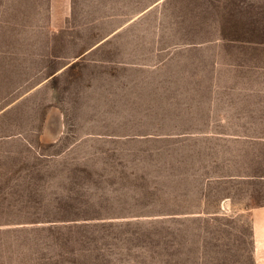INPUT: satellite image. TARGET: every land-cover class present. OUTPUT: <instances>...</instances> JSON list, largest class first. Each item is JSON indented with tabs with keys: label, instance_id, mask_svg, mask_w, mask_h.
Returning a JSON list of instances; mask_svg holds the SVG:
<instances>
[{
	"label": "rangeland",
	"instance_id": "rangeland-1",
	"mask_svg": "<svg viewBox=\"0 0 264 264\" xmlns=\"http://www.w3.org/2000/svg\"><path fill=\"white\" fill-rule=\"evenodd\" d=\"M51 3L0 0V264H253L264 181L210 179L251 169L205 131L210 81H264V0Z\"/></svg>",
	"mask_w": 264,
	"mask_h": 264
},
{
	"label": "crops",
	"instance_id": "crops-1",
	"mask_svg": "<svg viewBox=\"0 0 264 264\" xmlns=\"http://www.w3.org/2000/svg\"><path fill=\"white\" fill-rule=\"evenodd\" d=\"M61 3L50 4V21L55 27L57 22L62 25L63 19L70 12V0H60ZM59 7V8H58ZM211 105L222 101L221 122L225 125L220 130H209L206 133L222 138L223 143L243 146L236 160L225 164L219 163L220 171L230 166H243L251 169L249 175L221 173L210 179L217 182L239 184L243 181H264V168L255 173L256 167H264V81H210ZM221 93V94H220ZM221 96V98H220ZM233 158V157H232ZM208 182V178H205ZM234 186V185H231ZM238 186V185H236ZM231 197L225 196L223 206H229ZM249 212L252 238L253 264H264V202L252 204Z\"/></svg>",
	"mask_w": 264,
	"mask_h": 264
}]
</instances>
